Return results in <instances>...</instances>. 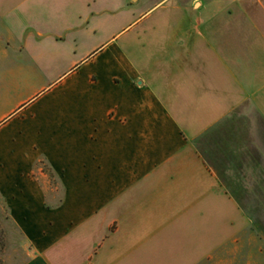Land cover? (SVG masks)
Listing matches in <instances>:
<instances>
[{
	"label": "crops",
	"instance_id": "obj_1",
	"mask_svg": "<svg viewBox=\"0 0 264 264\" xmlns=\"http://www.w3.org/2000/svg\"><path fill=\"white\" fill-rule=\"evenodd\" d=\"M250 195L264 0H0V197L23 264H228Z\"/></svg>",
	"mask_w": 264,
	"mask_h": 264
},
{
	"label": "rangeland",
	"instance_id": "obj_2",
	"mask_svg": "<svg viewBox=\"0 0 264 264\" xmlns=\"http://www.w3.org/2000/svg\"><path fill=\"white\" fill-rule=\"evenodd\" d=\"M238 198L247 210L235 212L233 227L228 229L234 235L233 243L223 248L229 252L228 264H264V195ZM8 219L0 197V264H23L30 255L28 245L21 230ZM184 256L149 255L146 264H183Z\"/></svg>",
	"mask_w": 264,
	"mask_h": 264
}]
</instances>
